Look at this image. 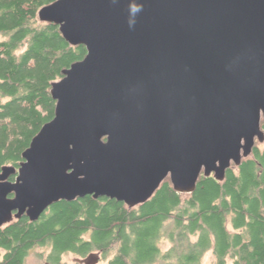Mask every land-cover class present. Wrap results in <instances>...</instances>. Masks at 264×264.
<instances>
[{
  "label": "water",
  "instance_id": "water-1",
  "mask_svg": "<svg viewBox=\"0 0 264 264\" xmlns=\"http://www.w3.org/2000/svg\"><path fill=\"white\" fill-rule=\"evenodd\" d=\"M38 19L87 53L18 171L1 168L0 227L85 196L131 209L167 178L191 194L264 143V0H57Z\"/></svg>",
  "mask_w": 264,
  "mask_h": 264
},
{
  "label": "trees",
  "instance_id": "trees-1",
  "mask_svg": "<svg viewBox=\"0 0 264 264\" xmlns=\"http://www.w3.org/2000/svg\"><path fill=\"white\" fill-rule=\"evenodd\" d=\"M55 1L0 0V168L23 162L31 140L54 118L51 85L87 53L39 21V10ZM28 228H9L3 243L17 239L24 248L51 239L54 255L95 249L106 257L114 249L107 264H202L209 251L216 264H264V145L256 143L222 182L201 175L191 194L176 193L167 178L134 208L85 196L48 207L26 239ZM22 251L8 264H18Z\"/></svg>",
  "mask_w": 264,
  "mask_h": 264
},
{
  "label": "flooded vegetation",
  "instance_id": "flooded-vegetation-1",
  "mask_svg": "<svg viewBox=\"0 0 264 264\" xmlns=\"http://www.w3.org/2000/svg\"><path fill=\"white\" fill-rule=\"evenodd\" d=\"M263 125V127H262ZM261 130L264 132V122L261 121ZM258 143V141H256ZM264 145V143H262ZM19 167H15L16 171H18ZM1 172V168H0ZM17 174L12 175L6 179V182L8 183H15L16 181ZM14 193H11L7 196V199L11 200L14 198ZM18 214V211H13L11 214V221L9 223H6L5 225H2L0 227V264H8L10 260H14V258L17 257L18 250H23L21 252L20 256V261L18 264H29V258L32 255V253L35 250H43L42 251V256L40 257L39 264H65L63 261V258L65 255H72L74 256V260L72 264H84V260L91 254H99L100 260L99 263L103 260V253L98 250H92L89 251L86 254H78L74 252H63L58 255H54V243L51 239H48L44 241L43 243L39 242H26L25 247L22 248L18 245L17 239H11L9 238L6 243H3V236H11L9 231L11 227H15L18 224H23L24 227H29L23 234V236L27 239L30 237L31 232L28 231L29 229L32 228V225L35 224L36 221L32 222L30 219L27 217L26 213H23V215L19 218H16V215ZM31 226V227H30ZM9 229V230H8ZM90 233H87L86 235L83 236V239L85 242L88 241ZM85 237H88L85 239ZM77 250H82L78 248Z\"/></svg>",
  "mask_w": 264,
  "mask_h": 264
},
{
  "label": "rangeland",
  "instance_id": "rangeland-1",
  "mask_svg": "<svg viewBox=\"0 0 264 264\" xmlns=\"http://www.w3.org/2000/svg\"><path fill=\"white\" fill-rule=\"evenodd\" d=\"M258 145L260 146V148H263V144H258ZM87 238L88 237H85V239H87ZM161 248L163 251H165V250H168L170 248V245L167 241H162L161 242ZM42 251L43 250H35L29 258V264H39L40 257L43 255ZM114 253H115L114 249H112L110 252H108L106 257L103 255V257H102L103 260L100 262V264H107V261L113 257ZM73 260H74V256H72V255H65L63 258V261L65 264H72ZM202 264H216V259L213 256L211 251H209L208 253L205 254V256L202 260Z\"/></svg>",
  "mask_w": 264,
  "mask_h": 264
},
{
  "label": "bare ground",
  "instance_id": "bare-ground-1",
  "mask_svg": "<svg viewBox=\"0 0 264 264\" xmlns=\"http://www.w3.org/2000/svg\"><path fill=\"white\" fill-rule=\"evenodd\" d=\"M258 144H260V143H258Z\"/></svg>",
  "mask_w": 264,
  "mask_h": 264
}]
</instances>
